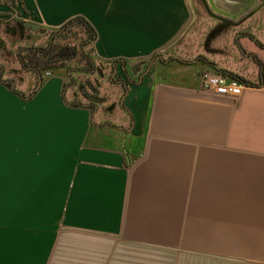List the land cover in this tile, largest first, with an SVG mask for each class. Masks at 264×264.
Instances as JSON below:
<instances>
[{
    "label": "crops",
    "instance_id": "0c3cea01",
    "mask_svg": "<svg viewBox=\"0 0 264 264\" xmlns=\"http://www.w3.org/2000/svg\"><path fill=\"white\" fill-rule=\"evenodd\" d=\"M200 2L243 19L231 33L250 67L229 73L235 95L203 89L194 71H152L196 0H0V27L20 37L0 32V115L17 106L24 132L3 186L13 195L0 197L12 222L0 224V264H264V0ZM77 16L96 32L92 62L107 77L130 69L126 86L93 103L65 64L39 86L7 76L14 47Z\"/></svg>",
    "mask_w": 264,
    "mask_h": 264
},
{
    "label": "rangeland",
    "instance_id": "374dc122",
    "mask_svg": "<svg viewBox=\"0 0 264 264\" xmlns=\"http://www.w3.org/2000/svg\"><path fill=\"white\" fill-rule=\"evenodd\" d=\"M196 2L197 11L195 14H193L192 21L188 25V27L176 38V40L171 42L169 45L163 48L157 55H155V58L153 60L154 63L151 67L152 71H154V74L157 72V70H170L169 72L171 74H177L181 71H194L197 72L199 76L206 72H216L229 75L228 72L236 73V70L249 69L250 65L246 63L244 54L242 53L243 51H241L236 45V39L234 38L235 35L231 33V30L233 31L234 29H236L234 25L224 27L220 33H218L214 38L211 39L209 45L206 46V39L210 32L221 24L219 22L221 19L215 15H222L217 12H214L209 4V7L207 8L204 3L200 2V0H196ZM60 29L61 28L56 29L53 32L56 31L55 34L60 33L62 31ZM1 30L4 29L0 27V32ZM13 33L10 34L8 33L7 29H5V35H3L9 39L11 35H14L11 37V39L20 41L19 33ZM51 33L52 32H45V30L43 29L39 30L40 38L37 39L35 42L29 44V47L45 46L50 39ZM62 33V36L58 39V43L60 45H65V47L66 45H69L71 46V48L72 46L82 48V45H85L84 51L92 56L93 43L90 42L91 39L88 36V32L85 30L82 24L74 23L69 27L65 28ZM24 35H27V33H24ZM19 48L20 46L14 47V50L16 52L14 57L18 55L16 57L18 59L20 53L18 52ZM22 50L23 49H21V51ZM2 54L3 53H0V56ZM71 57L72 58H66L65 56V60H62L61 63L57 65V67L64 64L66 65L65 67H67L68 65V68L71 70L72 76L78 77L81 81L85 80L86 78L89 79L87 86H85V88L87 87L85 90L89 93V96H87V98L91 102L93 101L91 96L94 95L100 98L98 102H102L103 97L101 96V94L103 93L104 95H109L108 92L112 91L111 89L113 87L118 86L114 84L115 82H113L112 80L111 82L106 81V72H102L101 69L100 70L102 72V75H100V85L96 86L93 80L96 78L97 73L90 74L92 70H87L86 73H88L89 71L88 75H85V73L77 72L78 67H88V61L83 58L85 56H83L80 52L77 51L76 54ZM7 64L10 66L7 76H13L18 81L21 79H26L29 72L30 74L36 75L33 71H30V69L25 68L22 62L16 63L18 64L16 67H14V65H11L10 63ZM146 66L143 68H147ZM149 71L151 70L149 69ZM165 71H160L157 75L162 74L163 77L172 76ZM122 73V71L116 73L112 75L111 78L115 79L116 77L122 76ZM128 74L130 75L129 71ZM105 81L108 83L109 86L107 90L104 89V91L102 92L101 88H103V86H106V84L104 83ZM71 82L72 80L68 76V86ZM17 90L19 89H15L14 94L21 101L27 102V100L30 99V97H23L21 94L18 93ZM17 105L22 108L20 104L17 103ZM22 109H25V106ZM5 110L6 113H4V115H0L5 122V125L3 127L0 126V197L8 198L12 197L13 190L10 188L7 189L6 187L4 188L3 186L13 184V171L14 166L17 165L18 159V150L16 148V144L19 141L20 134L23 140L22 134L24 132L22 131L23 133H21V124L16 123L14 121L15 118H20L23 116L20 109L12 103L8 102L7 109L5 108ZM2 113L3 112H1L0 114ZM6 219L2 220L0 224L8 225L12 223L8 221L10 219L8 216Z\"/></svg>",
    "mask_w": 264,
    "mask_h": 264
},
{
    "label": "trees",
    "instance_id": "16d2710c",
    "mask_svg": "<svg viewBox=\"0 0 264 264\" xmlns=\"http://www.w3.org/2000/svg\"><path fill=\"white\" fill-rule=\"evenodd\" d=\"M74 23H79V24H82L84 26L85 30L88 32L89 38L91 39L90 42L93 43L95 38H96V32H95L94 28L89 24V22L87 20H85V18L77 16V17L71 19L70 21H68L64 26H62L60 29L62 31L60 33L55 34L56 31L55 32H53L54 30L50 31V32H52L51 34H53V36H51V38H53V41H52L50 47L49 46L48 47H46V46H37V47L31 46V47L24 48L19 53L20 62H22V64L25 66V68L31 69V70H37L44 77V72H46V71L52 72V70L54 68H56L57 65L59 63H61V61H62V60H57V61L51 62L50 57L55 56L57 53L60 54L59 52L61 51V49L66 48V49H68L69 52H72L73 56L76 54L77 51L80 52L83 56H85L83 58L88 61V64L90 66H93L94 63L92 62L91 55L87 54L84 51L85 45L81 44L83 46L82 48H79L77 46H72V48H71V46H69V45H66V47H65V45H60L58 43V39L62 36V34H63L62 32L65 30V28L69 27L70 25H72ZM69 47L71 48V51H70ZM92 49H93V47H92Z\"/></svg>",
    "mask_w": 264,
    "mask_h": 264
},
{
    "label": "flooded vegetation",
    "instance_id": "af4514ba",
    "mask_svg": "<svg viewBox=\"0 0 264 264\" xmlns=\"http://www.w3.org/2000/svg\"><path fill=\"white\" fill-rule=\"evenodd\" d=\"M219 22L221 23L220 25L223 24V21L222 20H220ZM52 41H53V38L50 37V39L48 41L49 43H47L45 46L46 47H48V46L50 47ZM59 53L60 54L57 53L55 56L50 57L51 62H54V61H57V60H65L64 59L65 56H66V58H72L71 56H73L72 52H69L68 49H66V48H62ZM100 69L101 68H99L98 66H96L94 64L93 66L88 65V67H80V68L78 67L77 68V70H78L77 72L85 73V75H88L89 74V71L92 70V72L90 74H96L97 73V76H96V78L93 81H94V84L96 86H99L100 85L99 84V80L101 78L100 75H102L101 74L102 72H101ZM87 70H89L88 73H86ZM30 71H33L36 74L37 79H38V83H39V78L40 77L43 78L42 74L39 71H37V70H31L30 69ZM46 72H44V73H46ZM129 72L131 73V70L130 69H129ZM225 72H228V71H225ZM228 73H231V72H228ZM122 74H123L122 76L116 77L115 79L111 78V74H110V76L109 77H106L105 79L108 82H111V80H112L113 82H115L114 84H116V85L120 86L121 88H123L124 86H126L128 84V81L131 78L127 76L128 74H126L125 71H123ZM88 81H89L88 78H86L85 80L81 81L78 77L74 76L73 79H72V82L70 84H74V86H76L77 91L80 94H83L85 96H89V93L85 90L87 88V87L85 88V86H87ZM102 94H101V96L103 97V101L109 100V95H104V94L102 95Z\"/></svg>",
    "mask_w": 264,
    "mask_h": 264
},
{
    "label": "built area",
    "instance_id": "2783aa9c",
    "mask_svg": "<svg viewBox=\"0 0 264 264\" xmlns=\"http://www.w3.org/2000/svg\"><path fill=\"white\" fill-rule=\"evenodd\" d=\"M47 74L51 72L47 71ZM199 82L203 89L213 90L221 95H235L237 90L243 86L238 78L216 72H206L200 75Z\"/></svg>",
    "mask_w": 264,
    "mask_h": 264
},
{
    "label": "water",
    "instance_id": "95a60500",
    "mask_svg": "<svg viewBox=\"0 0 264 264\" xmlns=\"http://www.w3.org/2000/svg\"><path fill=\"white\" fill-rule=\"evenodd\" d=\"M217 17L220 18L223 21V24L220 25V26H218V27H216L215 29H213L210 32V34L208 35V37L206 39V46L209 45L211 39L214 38L218 33H220L223 30L224 27L229 26V25H239L242 22V20H243L242 19L240 21H234V20H231L229 18H224V17H221V16H217ZM41 83H42V78L40 77L39 78V84H38V86L41 85ZM91 98L93 99L94 102H98L100 100V98L97 97V96H95V95L94 96H91Z\"/></svg>",
    "mask_w": 264,
    "mask_h": 264
}]
</instances>
